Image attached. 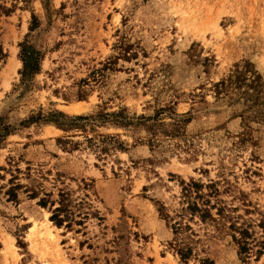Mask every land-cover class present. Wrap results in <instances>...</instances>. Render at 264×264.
<instances>
[{
	"label": "rangeland",
	"instance_id": "374dc122",
	"mask_svg": "<svg viewBox=\"0 0 264 264\" xmlns=\"http://www.w3.org/2000/svg\"><path fill=\"white\" fill-rule=\"evenodd\" d=\"M0 50V264H264L189 216L182 262L160 209L177 221L181 183H215L264 242V0H0Z\"/></svg>",
	"mask_w": 264,
	"mask_h": 264
},
{
	"label": "trees",
	"instance_id": "16d2710c",
	"mask_svg": "<svg viewBox=\"0 0 264 264\" xmlns=\"http://www.w3.org/2000/svg\"><path fill=\"white\" fill-rule=\"evenodd\" d=\"M35 19L33 18V21ZM33 30V28H31ZM3 57L2 52L0 50V59ZM19 58L23 65V70L21 75L23 79L29 77L33 73L38 71V62L39 58L35 54L33 48L29 45L28 42L21 45V52ZM113 116V115H107ZM56 117L60 120H55L54 123L60 129L71 128L75 123L86 121L88 117H74L69 118L62 113H57ZM150 121H153L150 123ZM127 120L122 114H115V125L120 127H127L129 125L135 126H145L149 132L155 133L156 127H163L162 125H157L155 119L151 118H138V121ZM174 129L169 133L170 136H176L178 133L179 124L173 125ZM181 209L179 215H175L178 219L177 221L171 218L167 213L163 212L165 210L163 207L161 209V216H163L164 220L167 221L172 230V240L168 244L171 249H173L174 253H176L179 259L182 262H188L192 257L193 249L181 239V235L184 231L189 230V227L183 223V219L186 216H189L190 219H198L199 222H211L215 224H221L225 226V223H229L228 230L233 234L231 235V241L237 247V257L241 263H246L252 257H259L264 250V242L260 241V238H256L253 232H250L248 227H237L236 221H233V218L228 214L231 210H227L224 206H221L222 201L218 199L220 191L216 188L215 183H211L209 185H203L201 183H197L195 181H189V183H181ZM11 198L14 195H10ZM48 197V195L46 196ZM58 201L50 203L51 208L58 205L51 212L50 221L53 222L57 227H61L64 222H67L68 227L73 222L70 216V212L68 210V195L61 193L58 196ZM48 201L41 200L40 205L46 206ZM215 211V215L213 214ZM217 216V218H216ZM262 226V227H260ZM260 228H263L264 223L260 224ZM264 239V238H263ZM191 241V239H190ZM193 242V241H192ZM191 242V243H192ZM199 264H214L211 260L204 258L199 260Z\"/></svg>",
	"mask_w": 264,
	"mask_h": 264
},
{
	"label": "bare ground",
	"instance_id": "6f19581e",
	"mask_svg": "<svg viewBox=\"0 0 264 264\" xmlns=\"http://www.w3.org/2000/svg\"><path fill=\"white\" fill-rule=\"evenodd\" d=\"M74 110H75V111H79V110H80V106H79V105H78V106H75V107H74Z\"/></svg>",
	"mask_w": 264,
	"mask_h": 264
}]
</instances>
